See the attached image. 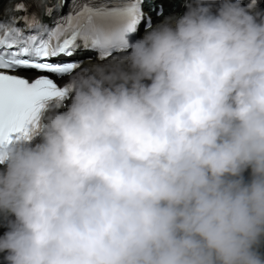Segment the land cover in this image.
Listing matches in <instances>:
<instances>
[{
	"label": "clouds",
	"instance_id": "9594fccd",
	"mask_svg": "<svg viewBox=\"0 0 264 264\" xmlns=\"http://www.w3.org/2000/svg\"><path fill=\"white\" fill-rule=\"evenodd\" d=\"M180 2L0 149V264H264V11Z\"/></svg>",
	"mask_w": 264,
	"mask_h": 264
},
{
	"label": "snow or ice",
	"instance_id": "6c2138e0",
	"mask_svg": "<svg viewBox=\"0 0 264 264\" xmlns=\"http://www.w3.org/2000/svg\"><path fill=\"white\" fill-rule=\"evenodd\" d=\"M145 3L14 0L11 14L0 19V149L27 138L45 104L65 96V86L51 77L64 78L84 63L73 56L92 52L106 60L125 50L141 24L152 25Z\"/></svg>",
	"mask_w": 264,
	"mask_h": 264
},
{
	"label": "bare ground",
	"instance_id": "6f19581e",
	"mask_svg": "<svg viewBox=\"0 0 264 264\" xmlns=\"http://www.w3.org/2000/svg\"><path fill=\"white\" fill-rule=\"evenodd\" d=\"M4 1H5V0H0V8H1V6L3 5Z\"/></svg>",
	"mask_w": 264,
	"mask_h": 264
},
{
	"label": "rangeland",
	"instance_id": "374dc122",
	"mask_svg": "<svg viewBox=\"0 0 264 264\" xmlns=\"http://www.w3.org/2000/svg\"><path fill=\"white\" fill-rule=\"evenodd\" d=\"M245 177H246V178L248 177V173H247V172L245 173Z\"/></svg>",
	"mask_w": 264,
	"mask_h": 264
}]
</instances>
